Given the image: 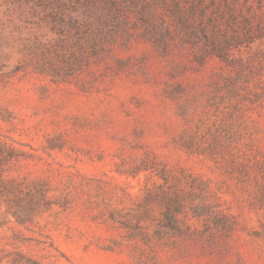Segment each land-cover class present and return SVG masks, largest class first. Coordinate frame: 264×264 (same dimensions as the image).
Masks as SVG:
<instances>
[{
    "label": "rangeland",
    "instance_id": "374dc122",
    "mask_svg": "<svg viewBox=\"0 0 264 264\" xmlns=\"http://www.w3.org/2000/svg\"><path fill=\"white\" fill-rule=\"evenodd\" d=\"M0 144V264H264V0H0Z\"/></svg>",
    "mask_w": 264,
    "mask_h": 264
},
{
    "label": "trees",
    "instance_id": "16d2710c",
    "mask_svg": "<svg viewBox=\"0 0 264 264\" xmlns=\"http://www.w3.org/2000/svg\"><path fill=\"white\" fill-rule=\"evenodd\" d=\"M72 19V17H71ZM88 24H89V21H88ZM87 24V25H88ZM3 150H5L6 152L3 153ZM18 152V149H16L14 146H7L6 149H4V147L0 144V159L2 160H7V159H11V158H14L17 156V153ZM0 160V161H1ZM0 181H1V176H0ZM1 193V192H0Z\"/></svg>",
    "mask_w": 264,
    "mask_h": 264
}]
</instances>
